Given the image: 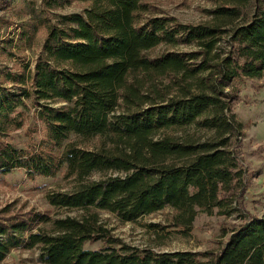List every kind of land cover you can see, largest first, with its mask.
I'll use <instances>...</instances> for the list:
<instances>
[{
  "label": "trees",
  "instance_id": "16d2710c",
  "mask_svg": "<svg viewBox=\"0 0 264 264\" xmlns=\"http://www.w3.org/2000/svg\"><path fill=\"white\" fill-rule=\"evenodd\" d=\"M42 1L51 7L56 0ZM82 1V13L44 18L33 0H0L1 11L37 19L0 39V62L45 31L32 67L0 68V175L23 169L33 180L63 169L74 188L47 200L80 210L74 217H1L0 264L17 248L38 249L44 264H264V216L245 218L212 255L123 243L98 213L126 222L169 207L190 226L199 211H238L244 170L231 149L241 126L230 93L236 81L264 74V0H253L247 16L250 0H221L209 22L195 25L158 14L147 0ZM160 45L171 49L148 53ZM179 45L190 48L174 49ZM29 104L44 135L24 148L10 134L23 126ZM191 125L212 131V139L175 135ZM93 173L100 178L90 179ZM99 241V248L85 247Z\"/></svg>",
  "mask_w": 264,
  "mask_h": 264
},
{
  "label": "rangeland",
  "instance_id": "374dc122",
  "mask_svg": "<svg viewBox=\"0 0 264 264\" xmlns=\"http://www.w3.org/2000/svg\"><path fill=\"white\" fill-rule=\"evenodd\" d=\"M221 0H147L160 15L175 17L186 24L207 23L211 20L209 10ZM34 8L44 18L55 14L82 13L87 3L82 0H56L49 7L42 0H33ZM253 11V0L245 9L246 16ZM33 17V18H32ZM0 39L17 36L20 23L31 26L37 22L35 16L13 11L0 10ZM54 21V20H53ZM45 31L37 29L24 50L14 49L15 56L0 62V68H22L25 64L33 66L41 51ZM227 40V38H226ZM228 48L227 42L221 44ZM189 46L179 45L176 50H188ZM171 48L160 45L148 53L159 55ZM4 68V69H5ZM167 83V82H165ZM230 111L241 128L232 139L231 149L237 155L244 170V182L234 202L238 210L231 216L220 215L214 211L207 214L199 211L190 226L180 225L175 219V211L166 207L142 215L134 221H123L116 214L99 210L102 225L121 242L138 247H151L156 251L189 250L215 254L226 242L231 230L245 218L264 216V74L261 78H245L235 82L230 93ZM35 107L28 105L24 109L23 126L10 134L11 140L19 146L30 148L38 146L44 130L35 116ZM176 136L190 139L211 140L213 132L197 128L194 125L174 132ZM76 138V136H72ZM97 144V139L89 141ZM122 174L121 172H108ZM61 169L52 177L29 179L23 169H14L0 175V218L14 213L33 211L49 217L78 216L80 210L56 208L49 204L47 194L52 191H71L75 183L63 176ZM99 173H93L90 179H99ZM242 216V217H239ZM42 225V224H41ZM103 242L86 243L87 248H99ZM203 258L202 261H205ZM1 264H44L39 259L38 249H13Z\"/></svg>",
  "mask_w": 264,
  "mask_h": 264
}]
</instances>
